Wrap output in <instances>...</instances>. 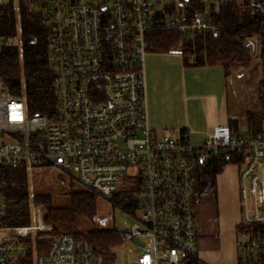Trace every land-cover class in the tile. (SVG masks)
<instances>
[{
    "label": "built area",
    "instance_id": "1",
    "mask_svg": "<svg viewBox=\"0 0 264 264\" xmlns=\"http://www.w3.org/2000/svg\"><path fill=\"white\" fill-rule=\"evenodd\" d=\"M12 1L16 9L20 2L39 4L52 17L57 115L29 113L25 98L12 94L0 74V166L72 168L87 188L108 198L125 175L138 177L139 222L124 243L135 264H183L199 257L193 170L215 156L246 155L239 167L241 223H264V132L218 125L193 145L186 131L174 137L150 124L148 32L174 29L194 36L215 29L204 11L189 13L190 0ZM29 203V224H4L7 202L0 193V264H16L30 251L33 264H96L89 241L51 233L34 199ZM239 246L262 251L264 234L245 235Z\"/></svg>",
    "mask_w": 264,
    "mask_h": 264
},
{
    "label": "trees",
    "instance_id": "2",
    "mask_svg": "<svg viewBox=\"0 0 264 264\" xmlns=\"http://www.w3.org/2000/svg\"><path fill=\"white\" fill-rule=\"evenodd\" d=\"M42 8L39 4L21 2L20 9L16 10L12 0L0 4V74L12 94L25 98L29 113L44 114L49 119H55L59 76L52 52L53 22L48 9ZM196 10L204 11L209 24L215 29L197 32L194 36L174 29L150 31L147 50L179 52L187 65H221L226 75L230 76L238 69L253 65L251 49L246 41L258 38V56L262 67V77L258 83L259 109H249L246 119L251 133L264 132L261 126L264 122V0H190L188 12ZM18 36L21 45L12 41ZM230 127L239 130L238 121L232 119ZM245 156L241 152L231 151L230 155L215 156L204 164L195 165L197 203L215 194L218 175L230 164L241 166ZM28 171L26 164L19 167L0 166V193L7 202L6 212L2 216L4 224L27 225L31 222ZM99 196L102 195L86 187L71 192L68 206H56L49 195L36 192L34 201L42 205L44 219L53 226L51 233L72 234L85 239L94 247L95 254L107 255L126 243L131 233L117 229L83 231L78 227V218L92 219L96 216ZM112 198L129 213L134 214L139 209L140 199L134 191L119 188ZM240 225L243 226V223L237 224V227ZM244 226V236L264 234V223ZM238 248L242 255L237 264H264V249L255 253L241 246ZM188 260L191 264L200 262L198 257ZM16 264H33L32 251Z\"/></svg>",
    "mask_w": 264,
    "mask_h": 264
},
{
    "label": "crops",
    "instance_id": "3",
    "mask_svg": "<svg viewBox=\"0 0 264 264\" xmlns=\"http://www.w3.org/2000/svg\"><path fill=\"white\" fill-rule=\"evenodd\" d=\"M144 75L147 84V106L150 124L158 133H170L180 137L188 132L189 141L200 145L218 125L230 126L241 112L232 106L230 77L221 65H187L179 52L148 51ZM242 117V116H241ZM239 120V119H238ZM237 120V121H238ZM242 124V122H241ZM249 131V127H245ZM239 129L240 123H239ZM236 176L217 178V192L220 194L222 220L213 217L216 226L209 227L198 209L199 259L206 264H237V224L242 219L240 200L239 167ZM200 204V203H199ZM198 204V206H199ZM209 218V217H207ZM201 231V232H200ZM219 235L218 245L222 249H206L205 240L211 234ZM205 237V239H203ZM221 252V253H220ZM191 264L188 260V263Z\"/></svg>",
    "mask_w": 264,
    "mask_h": 264
},
{
    "label": "rangeland",
    "instance_id": "4",
    "mask_svg": "<svg viewBox=\"0 0 264 264\" xmlns=\"http://www.w3.org/2000/svg\"><path fill=\"white\" fill-rule=\"evenodd\" d=\"M7 3L8 1L0 2ZM21 4V2H20ZM17 10V9H16ZM20 36L16 37L13 42H19ZM247 45L251 49L253 58V65L249 68H241L231 73L230 77V91L232 97V106H235L241 112L239 116L238 124L240 123L241 132L244 133L247 129L248 122L246 114L248 110H258L257 108V97H258V86L262 77V67L259 59L260 43L258 38H249L246 41ZM21 45V44H20ZM242 122V124H241ZM262 129L264 130V122ZM236 176L235 166L228 165L225 167L220 176V180L223 177H228V182L231 183L232 177ZM29 191L31 198L35 199V192L42 195H49L52 198L53 203L56 206H68L70 203V194L72 191H80L86 189V186L76 177L72 168L64 170L54 165H37L29 168L28 171ZM119 188L123 191H134L135 195L140 198V179L135 177L131 179L129 176H124L121 180ZM125 197V193H124ZM220 194L216 192L207 199L200 200L198 209L200 208L201 217L207 222L210 228L216 226L217 220L214 222L213 218L222 220V206ZM120 199H123L120 197ZM119 199V200H120ZM119 202V201H118ZM97 213L94 218L89 219L87 217L78 218V227L83 231L89 230H130L133 225L139 222L138 214L139 211L132 214L125 211L121 206L117 205L112 197L99 196L97 200ZM37 207L41 209L43 223L53 228L52 224L44 219L43 207L37 204ZM209 217V218H207ZM215 218V219H216ZM241 223V222H240ZM241 226V225H240ZM239 228V229H238ZM245 226L237 227V239L238 243L245 240L243 234ZM201 232V231H200ZM219 235L211 234L208 237V241L205 240L206 249L214 250L213 253L219 254L222 247L218 245ZM205 239V237L203 238ZM134 243L140 242L139 239H134ZM239 247V246H238ZM219 250V251H216ZM221 253V252H220ZM238 256L242 255L241 249L238 250ZM96 264H135L133 261V254L129 250V246L124 247L123 245L113 249V253L107 255H95ZM239 261V260H238Z\"/></svg>",
    "mask_w": 264,
    "mask_h": 264
}]
</instances>
